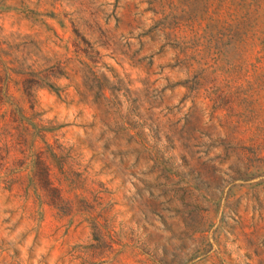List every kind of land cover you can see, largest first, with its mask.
Returning a JSON list of instances; mask_svg holds the SVG:
<instances>
[{
    "label": "rangeland",
    "instance_id": "rangeland-1",
    "mask_svg": "<svg viewBox=\"0 0 264 264\" xmlns=\"http://www.w3.org/2000/svg\"><path fill=\"white\" fill-rule=\"evenodd\" d=\"M23 46L72 204L0 172V264H264V0H0Z\"/></svg>",
    "mask_w": 264,
    "mask_h": 264
},
{
    "label": "trees",
    "instance_id": "trees-1",
    "mask_svg": "<svg viewBox=\"0 0 264 264\" xmlns=\"http://www.w3.org/2000/svg\"><path fill=\"white\" fill-rule=\"evenodd\" d=\"M12 50L11 66L4 72L0 71V83H7V87L0 88V172L8 188L17 183L20 174L26 173L30 179L28 192L32 191L41 204L52 206L62 216L69 215L67 211H70L72 203L65 198L63 190L52 182L45 156L49 149L45 139L50 130L41 118L42 114L35 110L36 93L40 89L57 91V83L48 69L36 72V68L43 65L39 64L37 54L30 52L27 46ZM10 83L15 85L14 93L11 92ZM27 83L32 85L26 86ZM18 92L27 100L29 111L15 96ZM4 107L7 108L2 111ZM40 142L45 146H41Z\"/></svg>",
    "mask_w": 264,
    "mask_h": 264
}]
</instances>
